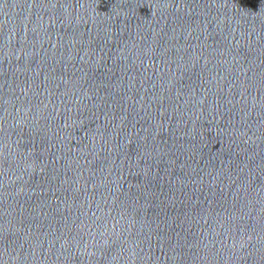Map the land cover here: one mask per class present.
Returning <instances> with one entry per match:
<instances>
[{
  "label": "water",
  "instance_id": "obj_1",
  "mask_svg": "<svg viewBox=\"0 0 264 264\" xmlns=\"http://www.w3.org/2000/svg\"><path fill=\"white\" fill-rule=\"evenodd\" d=\"M0 264H264V0H0Z\"/></svg>",
  "mask_w": 264,
  "mask_h": 264
}]
</instances>
